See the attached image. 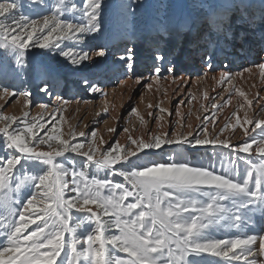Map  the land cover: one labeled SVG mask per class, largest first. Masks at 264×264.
Masks as SVG:
<instances>
[{"label": "snow or ice", "instance_id": "6c2138e0", "mask_svg": "<svg viewBox=\"0 0 264 264\" xmlns=\"http://www.w3.org/2000/svg\"><path fill=\"white\" fill-rule=\"evenodd\" d=\"M25 6L37 16L42 15V23L38 18L26 15L23 12ZM101 6L102 0H81L80 4L75 3V0H71L70 4L66 0H54L51 5L46 0H27V5L24 0L20 3L16 0L0 2V17L4 18L0 20V47L10 49L16 56L17 65L23 67L21 62L29 42L32 47L49 50L60 48L62 40L84 43L86 35L94 34L100 29L98 17ZM45 8L51 14L44 13ZM81 8L78 20L61 19V16L67 14L75 16ZM16 9L21 10L19 17L14 11ZM9 20L11 24L8 23ZM11 32L19 34L12 36L9 41ZM53 34L55 41L52 39ZM59 54L74 65L90 58L89 51L84 49L80 53H75L73 49L61 50ZM96 55L102 57L106 52L99 49ZM132 55L130 50L127 56H121L120 59L128 61ZM202 58L205 67L212 70V55L208 53ZM165 63L163 54L157 53L152 69L157 80L165 78L169 73L176 79L175 66L168 63L165 67ZM128 67L131 70L132 65L129 64ZM259 69L264 76V64L259 65ZM83 83L91 91H99L97 86H90L87 80ZM221 83H231V73H222ZM4 91L6 95L11 94L7 89ZM42 91L47 93L48 89L43 88ZM237 92L244 96L238 89ZM15 121V117L0 115V122H3L0 134L4 145L13 150L12 154L0 157V188H4L6 182L12 179L16 181L17 191L23 187L34 191L22 193L25 202L21 204L23 210L19 212V223L3 228L0 258L6 253L15 255L6 262L0 259V264H57L56 258L62 251L67 253L65 264H194L186 260L190 252L222 257L227 264L239 261L241 257L244 258L243 264H259V261L248 257L264 255V234L247 235L241 232L244 238L237 235L231 239H213L210 231L216 226L242 230L252 221L257 210L264 213V159L259 164L246 168L243 173L235 172L234 176L216 172L211 164L205 167L183 160H174L170 164L155 161L139 164L141 153L147 156L151 154V150H159L165 144L187 143L197 147L209 144L216 146L219 143L223 148H230L227 141L210 140L206 134L204 138L196 135L189 140L181 135L171 137L167 133L152 134L147 140L129 137L133 147L122 149L117 143L111 151H105L101 157L94 159L91 143L88 151H82L84 145H73L61 139L58 129H53L46 138H38L35 129L43 128V125L35 123L25 124L22 130L10 131L11 124ZM252 122L248 119L244 121ZM255 126L264 131V122L256 121ZM80 135L83 136L84 133ZM95 135L92 133L93 138ZM253 143H256L255 138ZM45 145L48 150H43L42 146ZM251 148L252 143L245 142L234 150L237 153H249ZM256 151L260 157H264V137L258 142ZM66 152L83 156L86 162L123 177L131 185V189L106 179H89L84 170H70L56 159L64 157ZM117 164L126 165L127 168L117 169L114 167ZM41 165L44 167L41 168ZM17 166L21 170H31L32 174L20 178L14 171ZM254 172L256 175L253 187L251 184ZM69 176L71 180L67 179ZM28 181L31 183H27ZM105 188L110 192L107 196L101 195ZM66 191L75 195L65 198ZM128 197H132L134 202L123 206ZM38 201L43 203V207H36ZM89 205H94L98 210L93 211ZM73 209L88 213L89 216L84 219L94 224V228L83 238L78 235L83 220L75 225L70 224ZM137 209L138 213L134 212ZM101 215L114 216L115 220L102 221ZM37 219L40 223L25 234V230L30 224L36 223ZM222 221L225 223L222 224ZM113 226L120 234L106 235ZM65 233L69 236L68 240H65ZM257 240L258 252L252 247ZM81 244L83 247L78 248ZM106 245L127 253L129 259L113 260L111 250ZM41 249L45 251L42 252ZM237 249L241 251L237 253Z\"/></svg>", "mask_w": 264, "mask_h": 264}, {"label": "rangeland", "instance_id": "374dc122", "mask_svg": "<svg viewBox=\"0 0 264 264\" xmlns=\"http://www.w3.org/2000/svg\"><path fill=\"white\" fill-rule=\"evenodd\" d=\"M253 1L255 3L254 8L257 9L259 7L258 4L264 0ZM0 2H11V0H0ZM16 2L20 3L21 0H16ZM24 2L27 5V0H24ZM46 2L51 5L54 0H46ZM66 2L70 4L71 0H66ZM244 2L245 0H102L100 16L98 17L100 29L94 34L86 35L84 37V43H77L74 40H62L60 41V48H52L49 50L32 47L31 42H29V46L25 50L24 59L21 62L24 65L23 67L17 65L16 56L10 49L0 47V86H2L0 87V115L16 118V121L11 124L9 129L10 131L14 129L22 130L25 124L35 123L37 125H43V128L35 129L38 138H46L47 135L52 133L53 129H58V135H60L61 139H65L73 145L76 143L84 145L85 147L82 151H88V145L91 143L92 149L94 150V159L101 157L102 153L105 151H111L112 147H114L117 143L121 145L122 149L133 147L129 137L147 140L152 134L159 135L164 133L163 131L158 130L155 133L144 134L143 130H136L131 123H127L126 119L122 120L124 117H120L122 114L121 109L123 107L119 109L116 108L115 110L118 111L115 113L113 110H108L107 107H103L100 110L103 114L100 116L103 118V121L107 120L110 123L112 122V117H110V115L114 114L113 116L115 117L118 112L117 118H119L116 122L119 125H123V129H116V134L113 137L111 135L114 134L115 131H110V129H115V127H110L112 126V123L109 125L107 122V126L104 125L105 127L98 131H88L77 122L79 112H68V108H62L53 113L42 112L37 115H33L31 111L37 106L36 93L39 91L41 84L45 85L47 81L55 79L56 83L53 87H57L54 89V93L56 92V94H58L61 90L63 86L62 84L66 83L68 86H71L73 83L72 81H78L75 89H79L84 80L94 82L93 80H96L99 76L110 77L114 74L113 71L118 68L116 67L115 69L113 68L110 70V68H112L113 50H118L121 55L127 56L128 48L137 41L143 44L145 49H147L151 39H157L158 37L167 39L175 36V43L173 44L172 51L170 52L167 50L166 52L165 59L167 62L177 52V47H179L184 40V34H186L187 30H189L192 25L197 24L198 27L203 30L202 35L206 36L211 22H217V15H220L223 18L224 25H227V23L230 22L229 13L225 11L227 6L232 4L241 9ZM75 3L80 4L81 0H75ZM14 11L17 17H19L21 10L16 9ZM23 12L32 18H38L42 23L43 16H37V14L31 12L27 6H25ZM81 12L82 8L77 10L75 16L67 14L65 16H61V19L67 18L78 20ZM44 13L51 14L47 8L44 9ZM3 19V17H0V20ZM8 23L11 24V21L9 20ZM18 34V32H11L8 40L10 41L12 36ZM52 39L55 41V34H53ZM185 45L187 46V44ZM70 49H73L75 53H80L81 49L88 50L90 58L81 62L79 65H74L69 59H66L59 54L61 50L68 51ZM99 49L105 50L106 55L102 57L96 55V51ZM162 49L163 47L159 48V53L162 52ZM92 54L95 55L96 60L92 59ZM155 62L156 61H154V63ZM120 65L122 70V64ZM118 79L119 78L116 77L112 80V83L117 82ZM69 81L72 83H69ZM247 86L248 84H246L243 88L234 87L229 89V91L233 89L231 92L232 96H236V99H239L240 97H244L246 95L247 91L245 89H247ZM5 89H7L11 94L6 95L4 91ZM237 89H240L239 91L242 90L244 96H240L238 92H236ZM23 93H27L28 95H23ZM206 94L207 92L204 91L199 95L204 96ZM227 108L229 109V107ZM230 109L235 111L237 118L233 121L231 117L225 118L222 122L220 130L218 132H213V134L209 133L207 138L210 140L217 139L218 142L224 141V136L227 134L226 132L240 124L238 120H243V117L246 115L247 110L245 109V106H243L240 101H236L234 104L230 105ZM119 110L121 114L119 113ZM200 113L201 112L199 110L197 113L193 109L185 112L184 116L189 119V124L187 125L184 123L186 120L180 121L176 118V127H178L172 131H167L166 133L171 137L181 135L191 140L193 136H196L193 132L195 130L197 119H199L202 115ZM100 117L97 118L94 115L91 120L92 124L97 125ZM0 127H3V122H0ZM162 128L163 130L166 128V123H164V121ZM125 129H127V131H125ZM80 133H84V135L81 136ZM92 133L96 134L95 138H93ZM199 136L201 138L205 137L202 135ZM245 136L246 137H242V140L239 141L240 143L238 146H242L245 142L252 143V148L249 153H237L235 150H231V143H229V145L231 144L230 148H223L219 146V143L216 146L209 144L197 147H192L187 143L183 145L165 144L159 150H151V154L147 156L141 153V158L138 163L144 165L148 164L150 161H155L170 164L174 160H183L189 162L190 164L203 165L205 167H208L211 164L216 172H224L228 175L234 176L235 172L239 171L243 173L246 168H250V166L254 164H259L261 159H264V157H260L257 151H255L258 147L257 143L262 137H264V131H262L261 128H258L255 133L251 135L248 133V135ZM253 138H255L256 143H253ZM101 141H103V143H101ZM42 148L43 150H48L46 145L42 146ZM12 152L13 150L5 147L3 136L0 134V157H6L12 154ZM194 154L197 156L194 157ZM121 155H123V151L121 152ZM56 159L57 161H62L70 170H84L89 179H106L112 181L113 183L124 184L126 187L131 189V185L124 181L123 177L110 173L108 169L98 168L94 163L86 162V158L83 156L72 152H66L64 157H57ZM246 160L248 161L247 163ZM40 167L43 168L44 166L41 165ZM114 167L117 169L122 167L125 169L127 168L126 165L121 164H117ZM14 171L20 178L32 174L31 170H21L19 166H17V169ZM255 175L256 174L254 172L253 182L251 184L253 187ZM67 179L71 180V176L67 177ZM15 182V180L10 179L6 182V186L4 188H0L1 239H4V226L19 223V212L23 210L21 204L22 202H25L23 201L22 193L34 191V189L27 187H23L17 191L15 188ZM27 183L30 184L31 181H28ZM109 194L110 192L107 188L101 191V195L103 196H107ZM118 194L119 193L117 192V195ZM74 195L75 193L69 191L65 192V198H69ZM203 199L205 198H201V200ZM129 202H134L132 197H128L123 202V206H126ZM36 207H43V203L38 201ZM89 207H91L93 211L98 210L94 205H89ZM138 211L139 209L134 210V212L137 213ZM71 215L73 219L70 221V224L75 225L83 220V223H81V226L78 229V235L82 238L94 228V224L90 220L84 219L89 216L88 213L76 212L75 209H73ZM132 218L134 217H122V219ZM101 219L102 221L114 222L115 217L101 215ZM260 222H264V213L257 210L253 214L252 221L249 222L247 227L242 230H238L235 227L216 226L211 229L210 236L213 239H231L235 238L237 235H241V232L247 235L264 234V231L252 232L250 228L251 225L259 224ZM38 223H40L39 219L36 220V223L30 224L28 229L25 230V234H28L31 230L35 229L36 224ZM221 223L224 224L225 222L222 221ZM113 234H120L119 230L114 226L109 229L106 235L110 236ZM241 238H244V236L241 235ZM68 239L69 236L65 233V240ZM253 246L258 252L259 241L257 240ZM79 247H83V245H78V248ZM106 248L111 250L113 260L129 259L127 253L117 251L112 245H106ZM41 251L43 252L45 250L41 249ZM236 251L239 253L241 250L237 249ZM66 254L67 253L65 251L61 252V255L56 258L57 264H65ZM14 255L15 254L12 253H6L3 256L5 262L13 259ZM254 259L259 261V264H264V255L257 254L254 256ZM186 260L194 262V264H227V261L224 258L212 256L209 253L196 255L195 253L190 252L186 256ZM243 260L244 258L241 257V260H234L231 264H243ZM81 264H83V262H81Z\"/></svg>", "mask_w": 264, "mask_h": 264}, {"label": "bare ground", "instance_id": "6f19581e", "mask_svg": "<svg viewBox=\"0 0 264 264\" xmlns=\"http://www.w3.org/2000/svg\"><path fill=\"white\" fill-rule=\"evenodd\" d=\"M254 4L253 0H245L241 9L232 4L227 6L225 11L229 13L230 22L224 25L223 18L217 15V22H211L206 36L202 35L203 30L197 24L192 25L184 34L177 52L165 64V67L168 63L175 66L176 79L169 73L157 80L152 71L159 48L163 47L160 53L165 57L167 50L171 52L173 49L175 36L151 39L147 49L137 41L128 48V53L131 50L133 55L127 63L120 59L123 55L118 50H113L110 70L118 69L113 71L112 76H99L94 82L88 80L89 85L97 86L99 91H91L83 82L79 89H75L78 81H69L72 85L62 84L56 94L54 89L57 87H53L55 79L49 80L37 90V106L31 113H53L68 108V112H79L77 122L88 131H98L107 126V122L109 125L112 123L110 127H115V133L111 135L113 137L116 129H123V125L116 122L118 112L115 117L114 114L110 115L111 123L103 121L100 117L103 107L114 113L118 111L116 108L123 107L122 114L119 110L120 117H124L122 120L126 119L128 124L131 123L136 130H143L144 134L158 130L164 133L172 131L178 127L176 118L186 120L184 123L188 125L189 119L184 113L193 109L202 114L196 121L193 133L205 136L218 132L225 118L235 120L237 116L230 105L240 101L247 110L246 115L243 120H238L240 124L237 127L231 128L224 136V141L231 143V150H234L242 137L257 131L256 121L264 122V76L259 69V65L264 64V1L258 4L257 9ZM208 53L212 55V70L205 67L202 58ZM91 57L96 60L94 54ZM129 64L132 65L131 70ZM225 72L231 73V83H221V74ZM116 77L118 81L112 83ZM246 84L247 93L244 97L236 99V96H232L233 89H229L243 88ZM43 88L48 89L47 93L42 91ZM204 91L206 95H199ZM94 115L100 117L97 125L91 122ZM246 119L253 122L244 123ZM163 121L166 123L164 130ZM250 228L252 232L264 231V222L251 225ZM0 259L5 261L4 257ZM248 259H254V256Z\"/></svg>", "mask_w": 264, "mask_h": 264}]
</instances>
